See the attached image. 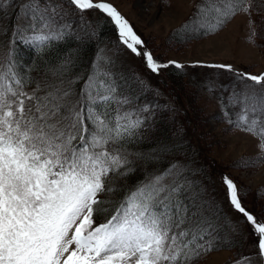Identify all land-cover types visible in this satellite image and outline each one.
Returning a JSON list of instances; mask_svg holds the SVG:
<instances>
[{"label": "snow or ice", "instance_id": "snow-or-ice-1", "mask_svg": "<svg viewBox=\"0 0 264 264\" xmlns=\"http://www.w3.org/2000/svg\"><path fill=\"white\" fill-rule=\"evenodd\" d=\"M65 3L81 14L95 10L110 18L121 44L150 72L183 67L159 62L106 0H26L11 43L42 49L69 35ZM9 6L0 0V11ZM254 10H264V0H201L179 33L216 34L237 15L249 17L251 27ZM208 66L255 85L264 82V73ZM73 68L65 57L37 80L22 70L14 48L0 57V264H196L219 238L214 201L205 199L189 178L191 170L179 162L132 187L119 183L134 171L125 145L144 118L125 107L130 99L116 95L114 77L98 63L86 76L73 75ZM229 107L239 111L230 113ZM221 111L225 122L258 140L261 155L234 166L264 161V91L234 92L227 106L221 100ZM223 184L228 203L255 237V258L264 261V220L243 206L232 179L223 177ZM252 260L241 257L236 264Z\"/></svg>", "mask_w": 264, "mask_h": 264}, {"label": "rangeland", "instance_id": "rangeland-1", "mask_svg": "<svg viewBox=\"0 0 264 264\" xmlns=\"http://www.w3.org/2000/svg\"><path fill=\"white\" fill-rule=\"evenodd\" d=\"M18 1L21 4L26 2ZM106 2L115 6L128 20L144 41L146 50L151 47L155 58L183 65L184 70L179 75L163 70L160 76L155 77L145 67L141 57L135 56L112 39H106L96 58V63L103 70L110 73L113 71L111 75L118 87V97L127 96L131 100V92L127 88L130 83L136 89L145 88L147 94L143 100L132 97V104L125 106L136 111L142 118L145 119L148 112L139 113L138 110L144 107L150 109L179 104L191 112L192 123L197 128L194 133V143L198 146L195 159L205 167L201 171L202 175L197 172L194 176L199 181L206 174V193L216 207L217 201L223 204L220 207L222 219L219 223L227 235L232 233L229 236L233 237L227 238L221 248L213 249L196 264H236L237 260L246 256L253 257L252 264H260V260L254 256L255 237L242 214L229 207L222 180L223 175L232 179L240 187L246 205L243 203L244 207L253 215L257 213L264 218V161L247 168L234 166L242 159L254 158L261 153L256 138L225 122L221 100L227 106L228 98L234 92L260 94L264 90V82L255 85L254 82L238 79L233 72L208 65L230 64L236 72L251 75L264 73V10L253 11L251 19L256 23L251 27L249 17L237 15L216 34L193 36L181 34L179 30L193 18L201 0ZM260 2L262 0H254L256 5ZM64 12L67 14L65 19L72 22L70 34L92 32L103 21H107L106 17L95 10L81 14L68 3L64 4ZM253 30L256 33L254 36ZM228 111L235 113L239 108L229 107ZM176 142L175 137H171L165 146Z\"/></svg>", "mask_w": 264, "mask_h": 264}, {"label": "trees", "instance_id": "trees-1", "mask_svg": "<svg viewBox=\"0 0 264 264\" xmlns=\"http://www.w3.org/2000/svg\"><path fill=\"white\" fill-rule=\"evenodd\" d=\"M8 2L10 6L0 11V57L6 56L10 49L14 48L16 59L22 64V70L28 72L37 80L43 76L49 66L56 65L63 58L69 56L74 61L72 74L86 76L91 71V66L96 63L99 50L106 39L115 40L126 49L121 44L117 29L111 23L110 18L99 11L97 12L106 17L107 21H103L99 28H96L92 32L83 31L80 34H69L62 40L53 42L42 49H36L33 46L27 45L17 47L11 41L13 26L17 23V15L20 9L18 5L21 4V1L9 0ZM147 50L153 53L150 46ZM158 60L161 63L171 61L168 59ZM163 70L173 75H179L184 69L183 67L178 69L175 66H169L168 68L162 69L159 73L152 74L158 77L162 74ZM111 74H114L113 71H111ZM127 88L131 92V104L133 102L132 97L138 98L137 100H143L147 94L145 93V88H141L140 90L137 88V90L132 83ZM192 121L191 112L185 109L184 105L175 104L172 107L155 106L150 108L145 116L144 124L137 130L135 137L125 145L128 153H130L129 159L132 161L131 167L134 171L118 182L132 187L138 181L144 179L146 174L161 171L169 164L179 162L191 170L189 178L199 183L200 187L205 191V199L212 201L209 194L206 193V174L203 173L204 175L201 176L202 178L199 181L194 176L197 172H200L202 175L205 167L195 159L198 146H196V142L194 143V133H196L197 128ZM171 137H175L177 142L171 146H165V142H168ZM237 187L243 204L240 187ZM226 201L228 203L227 198ZM217 204L218 212L215 219L219 238L215 241L214 249L221 248L227 238H233L229 236L232 233L227 235L223 225L221 226L219 223V220L222 219V208L220 207L223 204L220 201H217ZM228 205L233 210L229 203ZM233 211L236 212L235 210ZM205 214L208 215L210 213L206 212ZM255 216L264 220L257 213H255ZM260 264H264V261L260 260Z\"/></svg>", "mask_w": 264, "mask_h": 264}]
</instances>
